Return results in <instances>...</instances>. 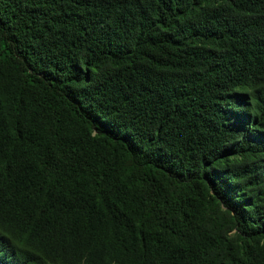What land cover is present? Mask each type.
<instances>
[{
  "label": "trees",
  "instance_id": "trees-1",
  "mask_svg": "<svg viewBox=\"0 0 264 264\" xmlns=\"http://www.w3.org/2000/svg\"><path fill=\"white\" fill-rule=\"evenodd\" d=\"M0 264H264V0H0Z\"/></svg>",
  "mask_w": 264,
  "mask_h": 264
}]
</instances>
